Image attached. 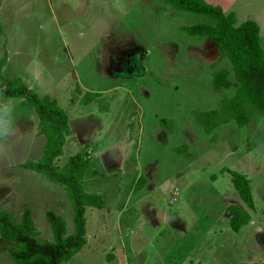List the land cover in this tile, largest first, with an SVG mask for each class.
Returning <instances> with one entry per match:
<instances>
[{
	"label": "rangeland",
	"instance_id": "obj_1",
	"mask_svg": "<svg viewBox=\"0 0 264 264\" xmlns=\"http://www.w3.org/2000/svg\"><path fill=\"white\" fill-rule=\"evenodd\" d=\"M204 1L233 12L238 23L255 21L264 50V0ZM12 2L4 3L6 10ZM28 3L10 16V24L0 25V58L8 51L10 60L4 77L19 78L41 97L55 99L72 122H86L90 136L82 128L78 136L87 147L78 137L71 151L65 142L55 164L62 167L75 154L90 157L94 149L96 159L90 157L81 185L86 193L104 194L108 204L86 208L88 244L67 264L88 259L89 248L97 255H90L96 261L90 264H205L195 260L210 261L211 252L212 264L264 262V114L244 127L219 126L210 135L197 122L195 112L219 110L221 100L236 91L213 89L217 70L227 69L235 81L231 64L207 38L184 31L202 16L164 0H106L92 3L90 23L63 24L57 0ZM37 124L24 99L0 97V211L18 221L30 209L40 241H52L46 213L62 217L68 235L74 214L62 186L21 167L43 157L46 141L35 135ZM115 144L124 158L112 164L114 155H108L105 162L117 171L107 172L97 154ZM232 172L249 180L254 211L240 201ZM140 174L145 183L135 193ZM231 205L250 215L237 233L230 227ZM153 207L157 217L148 213ZM9 246L0 239V264H16Z\"/></svg>",
	"mask_w": 264,
	"mask_h": 264
},
{
	"label": "trees",
	"instance_id": "obj_2",
	"mask_svg": "<svg viewBox=\"0 0 264 264\" xmlns=\"http://www.w3.org/2000/svg\"><path fill=\"white\" fill-rule=\"evenodd\" d=\"M171 8L202 16L201 23L185 27L191 37L207 38L227 59L230 72L220 69L214 72L211 83L215 91L236 89L231 97L220 102L219 110L195 112L197 122L210 135L219 126L235 122L238 127L249 124L259 114H264V50L261 46L260 28L255 21L238 23L233 12L224 13L218 5L204 0H164ZM6 57L0 60V97L24 99L38 115L36 136L46 140L43 157L37 162L26 161L22 168L31 170L62 186L73 208V234H67L66 223L52 211L45 215L52 231V241H40V232L35 227L31 210L27 209L16 221L9 211H0V239L10 243L7 254L16 264H64L69 262L87 244L85 211L88 207L105 209L106 197L86 193L81 185L84 174L90 167L86 156L75 154L62 167L55 160L62 155L67 137L71 135L69 118L48 95L40 96L19 78L2 75ZM90 97L95 93L86 92ZM85 103V102H84ZM86 104V103H85ZM164 123V121H162ZM231 183L240 201L251 211L255 210L250 182L232 172ZM145 180L139 177L135 193L143 187ZM233 232H240L250 222V215L234 205L228 207ZM264 215V210H263ZM264 264V262L258 263Z\"/></svg>",
	"mask_w": 264,
	"mask_h": 264
},
{
	"label": "crops",
	"instance_id": "obj_3",
	"mask_svg": "<svg viewBox=\"0 0 264 264\" xmlns=\"http://www.w3.org/2000/svg\"><path fill=\"white\" fill-rule=\"evenodd\" d=\"M6 1H8V0H0V13H1V11H3V13H4V18H0V25L1 26H4V25H6L7 23H9L10 24V22H11V20H10V16H13V14H14V12L16 11V10H22L24 7H25V5L26 4H29L28 3V1H32V0H21V1H19V2H17V4L14 6V7H12V5H13V3H14V1L15 0H13V2H12V4H11V6H9L8 7V9L6 10V8H5V2ZM92 3H97V4H100L101 5V3H103V4H105L106 3V0H57V8H56V11H57V14H58V16L60 17V18H62L61 19V22L63 23V24H66V23H68L69 24V22H74V21H76V23L77 24H79V22H81V21H84V23H86V20L88 21V23H90L91 22V15H92ZM222 8V7H221ZM5 11V12H4ZM17 12V11H16ZM79 17H83L80 21L78 20V18ZM121 26H123L124 28H128V26L126 25V24H123V23H121ZM7 48V47H6ZM3 56H5L6 57V64H5V66L3 67V69H2V75L4 76V71H5V68H6V66H7V63L9 62L10 63V60L8 59V51H6V53H4V54H2V57ZM1 57V58H2ZM1 58H0V60H1ZM6 72V71H5ZM85 90V89H84ZM86 91V90H85ZM87 92V91H86ZM38 116V115H37ZM172 117V116H171ZM170 119H173V120H175L174 118H170ZM73 120H69L68 121V125H69V129H70V132H71V135L69 136V137H67V141H66V146H68L69 145V147H67L70 151L72 150V149H70V147L72 146V143H74L75 141H76V139H77V137L78 138H80L79 136H78V129L79 128H82V132L83 133H85L87 136H90V132H89V130H90V128L86 125V122L85 121H74V122H72ZM38 125V124H37ZM33 128H34V125H33ZM36 130H37V127L35 128V135H36ZM157 132H160V134H162L163 136H164V138L165 139H167L169 136H167V132L163 129H159V131H157ZM38 137H42V138H44L43 136H38ZM45 139V138H44ZM81 139V138H80ZM82 141H81V144H83L84 146H86L87 147V143H86V141H83L84 139H81ZM46 141V140H45ZM77 142V141H76ZM89 142V141H88ZM46 143V142H45ZM89 144H91V142L89 143ZM117 145H119V144H115L114 146H112L111 148H108V149H105L103 152H99L98 154H97V160H99V162L101 163V164H104V165H107L106 166V171L107 172H115V171H117V170H114V169H112V168H110L108 165V161H106L105 162V160H106V158H107V156L108 155H114L113 156V161H111V163L113 164V163H118V161L122 158V160H123V156H120L118 153H121L122 154V152L121 151H119L118 150V147H115V146H117ZM120 146V145H119ZM74 147V146H73ZM72 148V147H71ZM91 149V148H90ZM94 149H91V155H90V157L91 158H93V159H96L93 155H94ZM88 157V156H87ZM90 157H88L89 159H90ZM68 160V159H67ZM92 160V159H91ZM157 166V165H156ZM156 166H155V168H156ZM96 170V169H95ZM118 170H119V168H118ZM92 172V171H91ZM97 173V171H94V172H92V174H96ZM139 177H143L141 174L140 175H138ZM139 177H137V178H139ZM93 194V193H92ZM97 195H104V194H97ZM106 206L108 207V204H106ZM123 206V205H122ZM124 207V206H123ZM123 207L121 208V210L123 209ZM229 207V206H228ZM228 207H227V211H228ZM160 208V207H159ZM96 209V208H95ZM152 210L151 211H149L148 210V213L151 215V216H154V217H157V213H156V210H155V208L153 207V208H151ZM162 208H160V210H161ZM161 212H163V209H162V211ZM210 212V214H211V210L209 211ZM148 213L147 212H144V213H142V212H140V215L142 214V219H143V217H146L144 220H146V222L147 223H149V224H152V222H151V218H150V215L148 216ZM159 213V212H158ZM147 215V216H146ZM171 216V220L173 219V221H175V220H177V221H180L179 219H177V217H176V215H170ZM202 216L203 215H201V214H199V220L202 222L203 220H202ZM182 221V220H181ZM162 222H164V220L162 221ZM161 222V223H162ZM159 223H160V221H157V219H156V221H155V224H157V225H159ZM182 224H184V222L182 223ZM248 226V225H247ZM198 235V234H197ZM132 238V237H131ZM158 238H156V240H157ZM211 239H212V236H211ZM161 240H163V238H161ZM89 240H87V242H88ZM213 241H214V238H213ZM88 244V243H87ZM86 244V245H87ZM90 245V244H89ZM212 245V244H211ZM187 247H188V244H187V242H183V249L184 250H186L187 249ZM89 248V247H88ZM205 249H207L208 250V248H206L205 247ZM217 249V248H216ZM215 249V250H216ZM93 250V249H92ZM92 250H90V248L89 249H87V257H88V259H82V260H78V264H81V263H83V264H90V263H93V262H96V261H94V260H92V259H90L91 257H90V255L91 254H93V256L94 257H97V255H96V252L94 251V253H93V251ZM214 250V249H213ZM81 251V250H80ZM79 251V252H80ZM212 251V250H211ZM78 252V253H79ZM208 252H210L209 250H208ZM76 254L74 257H79L78 255L79 254ZM171 255V254H170ZM157 256H159V255H157ZM72 258L73 260L75 259V258ZM90 257V258H89ZM212 257H213V252H211V255H210V261H209V257H200V256H197V258H196V256H193V260H191L190 261V263H193L194 262V260H195V258H196V260L195 261H197V262H205V264H212V262L214 261L213 259H212ZM67 263H70V262H67ZM66 263V264H67Z\"/></svg>",
	"mask_w": 264,
	"mask_h": 264
}]
</instances>
